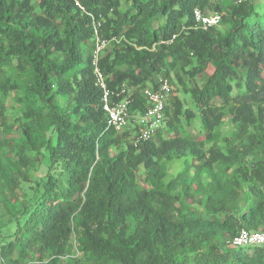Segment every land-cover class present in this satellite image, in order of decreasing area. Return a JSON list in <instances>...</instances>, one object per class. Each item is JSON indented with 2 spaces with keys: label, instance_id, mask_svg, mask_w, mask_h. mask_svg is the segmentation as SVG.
Wrapping results in <instances>:
<instances>
[{
  "label": "trees",
  "instance_id": "16d2710c",
  "mask_svg": "<svg viewBox=\"0 0 264 264\" xmlns=\"http://www.w3.org/2000/svg\"><path fill=\"white\" fill-rule=\"evenodd\" d=\"M98 38L132 113L173 86L138 147L107 127ZM242 229L264 230V0H0V264H264Z\"/></svg>",
  "mask_w": 264,
  "mask_h": 264
},
{
  "label": "built area",
  "instance_id": "2783aa9c",
  "mask_svg": "<svg viewBox=\"0 0 264 264\" xmlns=\"http://www.w3.org/2000/svg\"><path fill=\"white\" fill-rule=\"evenodd\" d=\"M78 4V3H77ZM194 20L203 28L216 26L221 21L218 13L206 14L200 9L194 10ZM107 42L97 39L93 51V64L95 84L102 91V106L107 118L108 129L122 133L130 129L134 130L133 145H139L152 140L156 133L163 127L165 108L173 91V86L168 79L160 77L157 88L147 87L141 91L147 101V109L144 112H131L134 104L132 91L123 86L112 89L107 83V78L99 68L100 56L107 47ZM236 247L264 246V230L248 231L242 229L232 241Z\"/></svg>",
  "mask_w": 264,
  "mask_h": 264
},
{
  "label": "rangeland",
  "instance_id": "374dc122",
  "mask_svg": "<svg viewBox=\"0 0 264 264\" xmlns=\"http://www.w3.org/2000/svg\"><path fill=\"white\" fill-rule=\"evenodd\" d=\"M8 105L10 106V108L12 107V102L11 101H7ZM15 112H17V110H15ZM232 132V127H230V125L228 123H225L224 127L220 130L221 136L222 137H227L231 134ZM182 167V162L181 161H175L171 164L168 165V168L170 170V173L172 175H175ZM39 177H42V175L40 174ZM139 180L144 183V169L140 170L139 173Z\"/></svg>",
  "mask_w": 264,
  "mask_h": 264
},
{
  "label": "crops",
  "instance_id": "0c3cea01",
  "mask_svg": "<svg viewBox=\"0 0 264 264\" xmlns=\"http://www.w3.org/2000/svg\"><path fill=\"white\" fill-rule=\"evenodd\" d=\"M1 261V260H0Z\"/></svg>",
  "mask_w": 264,
  "mask_h": 264
}]
</instances>
